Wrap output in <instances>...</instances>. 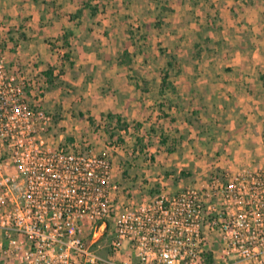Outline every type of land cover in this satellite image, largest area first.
I'll use <instances>...</instances> for the list:
<instances>
[{
    "label": "rangeland",
    "instance_id": "obj_1",
    "mask_svg": "<svg viewBox=\"0 0 264 264\" xmlns=\"http://www.w3.org/2000/svg\"><path fill=\"white\" fill-rule=\"evenodd\" d=\"M9 2L17 5L18 13L3 18L23 19V4ZM32 5L37 16L73 18L77 30L76 35L66 31L72 34L68 57L59 47L52 51V44H59L58 37L37 44L45 46L57 62L52 65L56 73L52 72L51 81L45 76L52 71L49 63L29 61L32 67L37 62L43 68L27 75L33 76L34 87L27 86L26 92L31 103L40 98L44 112L51 117L46 133L49 143L109 155L126 205L171 193L167 189H175L178 183L182 189L192 186L195 175L182 165L186 155L179 147L182 123L198 130V115L196 106L185 103L182 88L198 83L200 74L194 68L211 53L213 63L226 61L223 53L235 48V42L222 22L239 16V9L230 0H33ZM0 25L6 62L19 66L16 53L27 45L24 27ZM73 66L76 69L66 74ZM22 70L25 76L27 71ZM165 77L169 85L164 89ZM130 97L139 101L140 113L127 122L112 112ZM224 148L216 157L227 163ZM194 154L203 159L200 153ZM258 154L253 167L246 170L263 166L264 161L261 166L259 162L264 152ZM203 161L209 166L208 157ZM214 165L206 168L207 174L245 170L234 169L230 160L225 167L219 161Z\"/></svg>",
    "mask_w": 264,
    "mask_h": 264
},
{
    "label": "built area",
    "instance_id": "obj_2",
    "mask_svg": "<svg viewBox=\"0 0 264 264\" xmlns=\"http://www.w3.org/2000/svg\"><path fill=\"white\" fill-rule=\"evenodd\" d=\"M4 41L0 25V261L264 264V164L126 205L109 155L49 143Z\"/></svg>",
    "mask_w": 264,
    "mask_h": 264
},
{
    "label": "crops",
    "instance_id": "obj_3",
    "mask_svg": "<svg viewBox=\"0 0 264 264\" xmlns=\"http://www.w3.org/2000/svg\"><path fill=\"white\" fill-rule=\"evenodd\" d=\"M9 1L0 0V24L7 27L21 24L24 27L27 45L22 53L19 49L16 53L18 58L15 61L19 66L11 67L7 61V67L28 83L31 80L29 86L33 88L34 78L27 75L36 74L43 68L37 65V62H34L32 67L29 61L49 63L51 68L57 63L45 46L39 47L37 44L55 39L66 31L76 35L77 30L72 26L73 18L37 16L34 13L33 0H12L14 3L20 1L23 4L22 13H25L23 19L3 18L4 15L18 13L15 10L17 5H10ZM230 3L241 13L232 20L222 23L227 25L232 33L231 39L235 42V48L223 53V57L227 58H224L226 61L222 64L213 63L214 53L207 56L205 63L194 68V72L200 74L198 83L194 86L188 84L182 88L185 103L196 106L198 115V130L193 128L192 124L182 123V140L179 147L186 155L181 160L182 165L195 175L192 178L193 185L204 181L207 176L206 168L212 167L218 161L222 167L230 160L234 169H248L253 167L252 163L256 161L254 158H259L258 153L264 152V0H230ZM44 13H47V10ZM80 24H84L83 19ZM22 68L27 71L25 76L28 78L23 76ZM75 69L73 66L65 73H71ZM52 72L55 75L56 70L52 68ZM191 91L193 93H190ZM139 106L137 98L134 100L131 97L125 98L116 112L112 113H117L123 121L128 122L139 115ZM222 148L228 154L227 163L216 157ZM195 152L200 153L203 159L208 157L209 166L203 159L196 158ZM263 161L264 158L258 161L259 166ZM181 185L178 183L175 189L169 188L167 191L174 193L182 189Z\"/></svg>",
    "mask_w": 264,
    "mask_h": 264
},
{
    "label": "trees",
    "instance_id": "obj_4",
    "mask_svg": "<svg viewBox=\"0 0 264 264\" xmlns=\"http://www.w3.org/2000/svg\"><path fill=\"white\" fill-rule=\"evenodd\" d=\"M78 14L80 15V11L78 12ZM77 14V15H78ZM72 34L71 33H68V32H65V33H63L61 36H59L57 39H56V42L57 43H59L57 46H55V45H53L52 44V47H53V49L54 50H52V51H55V49H58V47L60 48V49H64L65 51H66V53L64 54L65 55V57H68V55L70 54V52H69V48H70V42H69V38H70V36H71ZM45 76L47 77V78H49V81H51V76H52V71H50V72H45ZM167 78L165 77L164 79H163V88L165 89V87L167 86V85H169V83L167 84ZM140 126H139V124H138V126H136V129H138Z\"/></svg>",
    "mask_w": 264,
    "mask_h": 264
}]
</instances>
